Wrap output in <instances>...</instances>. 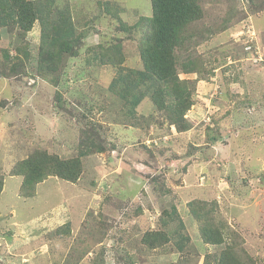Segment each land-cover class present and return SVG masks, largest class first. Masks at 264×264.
<instances>
[{"label": "rangeland", "instance_id": "rangeland-1", "mask_svg": "<svg viewBox=\"0 0 264 264\" xmlns=\"http://www.w3.org/2000/svg\"><path fill=\"white\" fill-rule=\"evenodd\" d=\"M100 1L119 8L120 20ZM251 3L201 0L205 15L193 27L215 30L190 54L213 74H180L195 85L188 120L196 123L184 135L175 127L172 133L154 128L157 107L148 99L129 117L109 89L118 69L95 59L99 45L121 43L122 67H142L138 46L148 29L142 19L153 13L151 0H59L57 10H69L83 35L78 56L59 65L57 85L37 72L39 23L28 33L18 26L1 31L0 176L6 186L0 264H207L224 245L201 242L188 209L194 199L217 200L219 215L264 264V0ZM123 22L135 29L124 31ZM252 43L255 51H245ZM25 46L30 55L22 54L24 68L7 69L3 50L14 55ZM233 75L239 80L226 83ZM85 136H94L106 152L85 159L77 183L50 177L35 198L19 196L22 178L11 173L21 159L39 148L75 157ZM188 145L197 148L190 158ZM160 147L168 149L166 155L157 154ZM172 205L187 221L191 241L184 253L173 241L159 249L142 242L148 232L175 230L177 222L164 226V211Z\"/></svg>", "mask_w": 264, "mask_h": 264}, {"label": "trees", "instance_id": "trees-1", "mask_svg": "<svg viewBox=\"0 0 264 264\" xmlns=\"http://www.w3.org/2000/svg\"><path fill=\"white\" fill-rule=\"evenodd\" d=\"M246 1L252 4L253 0ZM58 2L59 0H0V35L2 30L9 27L18 26L28 33L37 23L42 26L37 72L44 78H51V83L54 81L56 85L59 82V65L66 56H78L76 47H80L83 35L82 32H77L69 10H57ZM151 3L153 13L152 16L142 19L148 29L138 46L142 67H122L126 55L121 43L111 47L99 45L100 53L95 59L99 61V66H113L118 69L119 76L111 82L109 89L128 107L129 117H136L138 109L148 99L157 107L151 114L153 127H166V133H172L171 129L175 127L184 135V132L192 128L194 121L188 120V114L195 104V85L188 79H181L180 74L198 73L202 77L204 74H213L208 64L201 57H193L190 51L196 49L199 42L212 36L215 29L201 33L193 27V24L201 21L205 15L201 0H151ZM99 5L112 13L115 19L120 20L119 8L111 2L100 1ZM257 6L255 3V7ZM263 11L264 9L260 12ZM247 24L249 25V22ZM122 27L124 31L135 29L124 22ZM25 47H17L14 55L9 49H4L3 65L14 73L19 68L23 69L25 64L22 54L27 59L30 55L28 46ZM248 49L255 51L254 43L244 50ZM235 71L242 72L237 68ZM25 74L28 75L27 72ZM237 77L233 75L232 79L226 78L225 82L238 81ZM83 140L81 150L69 159H63L41 148L21 159L12 168L11 173V176L22 178L19 196L26 199L35 198L39 185L50 177L77 183L82 178L85 159L106 152L101 144H97L98 140L94 136H85ZM192 146H187V158L195 156L197 148ZM155 151L158 155H166L168 149L160 147ZM5 186V178L0 176V198ZM188 209L189 215L197 222L201 242L206 245H224L219 252L211 255L207 264H257L246 249L243 236L219 215L221 205L217 200L194 199L188 203ZM164 213L168 217L164 220V226L177 222L175 230L148 232L143 236L142 242L151 249H159L173 241L178 252L184 253L191 241V237L185 232L187 221L183 220L176 205H172L171 210L165 209ZM69 228L70 224H66V229Z\"/></svg>", "mask_w": 264, "mask_h": 264}, {"label": "clouds", "instance_id": "clouds-1", "mask_svg": "<svg viewBox=\"0 0 264 264\" xmlns=\"http://www.w3.org/2000/svg\"><path fill=\"white\" fill-rule=\"evenodd\" d=\"M245 101H247V97H245ZM208 123L210 122V121H212V117L210 116L209 118H208Z\"/></svg>", "mask_w": 264, "mask_h": 264}]
</instances>
